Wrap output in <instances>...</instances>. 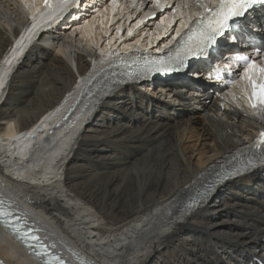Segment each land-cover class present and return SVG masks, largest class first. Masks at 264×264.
I'll return each instance as SVG.
<instances>
[{
  "label": "bare ground",
  "instance_id": "bare-ground-1",
  "mask_svg": "<svg viewBox=\"0 0 264 264\" xmlns=\"http://www.w3.org/2000/svg\"><path fill=\"white\" fill-rule=\"evenodd\" d=\"M17 2L22 9L0 0V186L39 227L97 264H248L261 252L263 179L221 175L264 125L247 110L221 111L218 99L197 93L206 87L194 77L98 81L110 58L98 60L102 38L109 26L118 35L109 45L123 40L131 6L115 3L80 29L72 18L56 20L50 31L39 26L67 4L47 14L36 0ZM138 25L130 26L129 49L140 48ZM84 90L93 93L85 110L64 122ZM201 192L199 206L186 208ZM0 259L36 264L1 227Z\"/></svg>",
  "mask_w": 264,
  "mask_h": 264
},
{
  "label": "snow or ice",
  "instance_id": "snow-or-ice-1",
  "mask_svg": "<svg viewBox=\"0 0 264 264\" xmlns=\"http://www.w3.org/2000/svg\"><path fill=\"white\" fill-rule=\"evenodd\" d=\"M45 6H48V0H44ZM255 4H264V0H219V4L215 10L211 11L212 19L208 22L207 26L198 30V36L193 42V37L189 36L186 42L187 46L177 49V60L180 65H183V59L180 58V52L183 51L184 56H200L206 55L208 50L217 44V37L223 36L229 31L231 25L230 21L236 18L245 16L246 12ZM259 51V49L257 50ZM241 62L248 68L255 67L253 62H250L247 57H240ZM165 61H161L163 65ZM163 70H172L166 68ZM175 70H179L176 68ZM257 73H264V69L257 68ZM249 84L252 88V95L250 97L251 107L255 108L258 104H264V83L259 86L252 81L251 76L247 77ZM257 147L264 145V132L260 133V138L256 142ZM191 207V205H189ZM12 215L11 212L7 211L3 206V201H0V222L6 226H11V221L8 219ZM13 231L17 235H20L19 226L13 228ZM41 253H37L40 255ZM0 264H3L0 261Z\"/></svg>",
  "mask_w": 264,
  "mask_h": 264
},
{
  "label": "rangeland",
  "instance_id": "rangeland-1",
  "mask_svg": "<svg viewBox=\"0 0 264 264\" xmlns=\"http://www.w3.org/2000/svg\"><path fill=\"white\" fill-rule=\"evenodd\" d=\"M17 1H19V0H17ZM17 1H16V0H12V3L14 2V5H15L16 7H19V8L22 9L20 3L17 2ZM61 27H62L64 30H68V28L65 29V28H66L65 26H64V27L61 26ZM62 28H61V29H62ZM59 29H60V26L57 27V29H56L55 31L57 32ZM48 30H50V29H48ZM50 31H52V30H50ZM53 31H54V30H53ZM56 32H55L54 34H56ZM10 76H11V75H10ZM10 76H9V77H10ZM146 91H147V94H145L146 96H153V95L156 96V95H157V94H155V93H157V91H154V92H153V91H151L150 89H149V90L146 89ZM150 92H151V93H150ZM155 96H154V97H155ZM157 97H159V96H157ZM162 100H163V101H167L168 98H165V99L162 98ZM59 173H60V172H59ZM20 180H22V179H20ZM22 181H27V180H22ZM228 239H230V238H228ZM230 240H233V239H230Z\"/></svg>",
  "mask_w": 264,
  "mask_h": 264
}]
</instances>
